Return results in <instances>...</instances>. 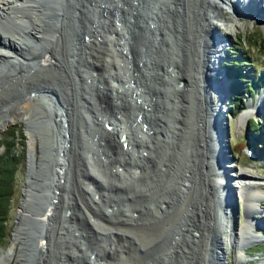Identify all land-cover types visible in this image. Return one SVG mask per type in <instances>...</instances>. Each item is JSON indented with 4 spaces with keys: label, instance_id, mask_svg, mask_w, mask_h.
Masks as SVG:
<instances>
[{
    "label": "rangeland",
    "instance_id": "374dc122",
    "mask_svg": "<svg viewBox=\"0 0 264 264\" xmlns=\"http://www.w3.org/2000/svg\"><path fill=\"white\" fill-rule=\"evenodd\" d=\"M71 1V3H68L69 1L65 3V0L62 2V6H64L63 8L65 11H69L71 14L68 18L69 22L67 20L64 22L65 19L63 17H59V19H63V22H61L62 25H60L63 29L61 31L62 34L60 36L59 45L61 56L58 55V42L56 46V43L53 40L49 41L48 38V33L52 27V23L50 21L45 22V36H47L44 37L45 39L42 41V44H40L41 51L47 54V56H43L44 59L51 60L60 58V60L65 61L64 65L58 68H55L56 65H53L54 68H50V70L45 75L41 76V79L37 81L35 78H33L34 76L27 75L26 77L17 79L14 82L11 81L10 83L9 81L6 84L5 77H8L9 73L0 71V86L2 88H6L0 92V108L3 105L2 103L5 104L6 108H9L10 106L11 108L15 107L18 100H21L20 98L22 97L21 93H23V87H25L30 92L35 88H49L59 92L60 95L63 98L65 97L66 100L68 99L67 102L71 112H68L66 120L68 121L66 124H69L66 136L69 138L68 142L72 139L74 153H72V157L69 158L71 154V148L68 147L67 153L63 156V160L61 162L62 165L69 169V183L72 184L71 177L74 175V177H77L79 172L77 170V166L78 169H80V165L88 170L95 167L93 170L103 175L101 176L102 178H95L91 184L86 182V180L84 181L85 184L88 185V187L87 185H82L86 190V206H78V208H76V212L78 211L77 213H79L82 219H84L86 222H83L84 225L83 223L80 224V227L79 223H77L79 221L73 220L71 226L73 228L79 227L80 229L78 228V230L87 229L88 231L86 232L88 234L90 232L91 235H93L95 230L104 229V231H102L105 233L103 234L106 237V240L102 242L101 236L99 235L101 243L96 241L97 244H94L92 247L87 245L86 249L89 250V248H98L100 251L95 250V252L91 254L89 252L84 258H82L81 254L76 251L78 250V244L75 243L77 242L76 240L72 241V246L76 245L75 247L72 248L69 246L70 248L62 251L61 245L63 244V241L61 242L59 240V236H56L58 235L57 230L59 229V225H57L58 216L56 215L55 218L53 215L54 220L52 224L53 226L56 225L54 238L51 236L52 231H49L47 234L49 238L47 235L43 237V235L40 234L41 239L45 240L48 238L47 243L49 245L47 244L46 248L42 250L44 253L42 251L39 252L38 250H35L34 246L38 242H34L33 240L36 238L37 233L34 235L35 237L32 236L30 227L29 232L31 241L23 252L25 261H18L17 264H30L29 259L32 260L33 257L32 264H34V260H37V256L39 254L44 257L42 260L41 257H39L41 264H62V260L63 264H152L155 259H151L149 263L148 257L156 258L157 256V258H159L164 255L167 258V264H208V261H206V255L209 254L208 248L211 247V242L217 233L216 231L219 230L221 223L218 220L217 211L219 198L217 199L213 195L214 193L211 189L213 185L215 186V182L213 184L211 179L213 176L211 173V161L205 134V119L207 111L206 102L205 99L200 95L198 96L196 92V80L198 79V73L196 70L199 69L200 66V54H198V50H196V48L198 46V48H200V43L199 38L195 36L197 35L196 30L198 26L197 24L199 23V18L203 13L205 14L210 9L209 7L211 0H176L173 1L174 4L172 3L174 6L167 3L166 12L168 14L164 13V10L159 8L158 4L155 8V11L150 10L149 13L153 12L157 16L155 23L154 19H152L154 16L152 17V14L150 15L147 13V16L151 17L149 18L151 23L154 25L153 46L154 51L157 52H152L149 55L150 58L147 60L145 59L147 63L144 65L139 58H131L129 56L127 58L123 56L118 57V52H120V50H129V55L132 53V51L134 54H136V46L138 45V48H140L138 41L137 43L134 42V44L131 45L132 39L129 38L128 35V16L131 6L132 8H138V12L142 13L143 3L145 0H141L137 4L131 0H120L121 2L123 1L122 3H120L119 0H108L109 3H107V1L102 0V2L99 0L97 1L98 3L96 2L93 5L95 7L94 19H92L91 13L89 12H86L87 14L85 18V13L83 15L81 10V0ZM167 1L168 0H158L156 2L166 3ZM106 3L109 6H107ZM112 5L114 6V9L117 8L116 11H118V7L121 10L119 11V17L124 23H122V29H124L125 32L116 29L119 26L118 24H116V26L112 24V22L117 19L115 15L117 12H114ZM241 10L243 11V14L253 16V18H250L249 16L240 17L234 13L233 9L228 8L229 12H225L223 15H225L226 18H229L232 21L231 23H233L231 26H229V29H224L223 26H219L215 23L212 24L213 27L219 32L220 40L223 42V44L221 43L219 46L220 64L222 65L224 61L234 58V55L228 54L226 51L228 47L232 46L242 52V59L243 61L245 60V65H241L240 67L245 69L249 68L248 70L252 69L253 67V70L249 71L251 74H249L248 77H254L255 73L257 74L258 72L262 74H257L256 79L259 77L261 78V76H264V0H243L241 5H238V12ZM93 11L94 9H92V12ZM173 11L174 14H172ZM63 13L64 12L61 14L63 15ZM163 14L164 16L167 14V17L170 20L168 21L171 23H168L167 21L166 25L162 24V26H164L159 27V19H162L164 23L168 19H164ZM131 15L135 17L136 12ZM88 18H91V21ZM87 21L92 24L96 22L94 24L95 27L84 26ZM0 22V35L2 37H4L6 33L13 34L15 31L19 30V28H16V24L14 22H5L1 16ZM82 27L85 29L87 34H90V37H92V40H94L93 43L96 42V45L99 46L100 52H98L99 55L97 57L95 55V57L92 56V58L84 57V60L86 61L85 63L88 65L87 67L90 68V72L88 71L89 74H86L85 76L87 78V81L85 80L86 85L80 82L82 81L80 80V74L82 72L83 75V73H87V71L75 67L72 61H70L72 58L69 53L71 51L69 50V45L72 42L71 37L74 38V32H76V30L79 29V32L80 30H83L81 29ZM54 28L56 30V27ZM169 28L170 32L167 34ZM135 32V39L136 36L144 37L143 27L140 24H138V27L135 28ZM78 35V38H82L81 32ZM81 38L79 40H82ZM84 38L87 37L84 36ZM174 38L176 39V46L174 45ZM165 40L169 47V50L167 51H164L165 49L160 48L162 45L163 48H165ZM185 44L187 46H191L190 51L189 47L186 49ZM122 47L124 48L122 49ZM55 48L57 50H55ZM174 49L177 51L180 50L177 58L175 57L176 52ZM194 49L197 51V53ZM170 50H172V52H170ZM180 54L181 57H179ZM185 55H188L191 58V62L190 58ZM26 56L27 55L22 56L23 59H20V61L10 63L9 66H7L9 67L7 69H14L15 74L17 73V75L20 76L22 74H20L19 71L31 72L35 70L34 72L37 71L40 72V74L45 71L42 69L44 66H41L42 64L37 67H33L37 61L34 58L27 56L30 59L29 60L26 58ZM78 57L80 58L82 56L78 54ZM24 59H28L29 61ZM76 61L74 64H79V62ZM167 61L169 63H167ZM250 63H253L254 66L251 67L247 65ZM187 69L190 71V73H187ZM177 70H181L183 72V74L180 75L182 77L184 76V79L182 80L183 83H181V85L178 82V77L180 76L177 75ZM67 71H70L71 73L70 82L67 81L69 80L66 74L68 73ZM92 76L94 79L96 78L97 82H99L98 84L96 80H93ZM28 78L31 79L29 80ZM120 78L122 79L120 80ZM249 78H247V80ZM73 79H76L79 84L75 80L73 82ZM111 79H113V83L110 81ZM32 80H35V82ZM117 80L121 81L119 85L120 87H118L116 84L118 83ZM20 84H23L24 86L21 87V91L18 92L15 89L16 87L18 88ZM84 86L86 87L84 88ZM94 87L95 90H93ZM86 89L89 90V92L94 91V98H96L97 102H100V104L106 108L108 113L106 118L107 121H109V123L113 121L115 122L116 116L120 120L121 126H118V124L116 125V123L110 125L108 122L103 121L102 129H97L96 125L99 123L98 118L96 117L94 120L98 122H96V125L93 121H91V117L94 115L96 116L95 111L91 106L85 107L84 105V103L86 104L87 101H90L89 97H87L88 95L86 93ZM172 94H176V96L179 97V100L175 103V98L172 96ZM248 97L249 98L246 97L245 99L246 104L244 105V110L249 109V113L243 121L239 120V115H237V117H232L227 113L226 109V118L224 119L225 121H223L225 122L224 125L227 129L225 140L228 142L230 148V154L227 153L230 163H227V165H230V168L235 169V171L241 168L242 170L251 172L256 178L260 179V183H262L257 187L261 192L259 198L260 202L258 205L259 207L256 208L257 212H254L253 214H251V212L248 213L250 218L256 223L255 224L251 222V220V226H258V228H252V234L262 237L264 234H261L258 229L264 220V158L256 157L253 150L255 147L257 149H262L264 147V82L255 94L251 92ZM172 104H175V106L173 107ZM43 105L45 106L44 103ZM36 107L37 106H34L32 108L31 115L33 116L32 119L30 118V122L28 124L17 121L8 124L0 131L1 137V134L5 132H11L12 130L15 131L16 129L20 135H22L21 141L23 142V150L21 151L22 159L14 175L13 193L10 199L8 219L5 225L7 236L4 238V241L0 243V255L3 254L1 258L4 257L3 260L0 258V264H14V256L12 257L11 255L8 257V255H10L11 252L17 251L19 248L18 246L21 243L19 240H14L13 231L20 213L19 207L21 203V195L23 199L25 190L23 187L25 188L24 184L27 182L26 174L28 165L30 163L29 155L31 149H33L29 142L30 134H32L34 137L35 146V152H32V154L36 158V164H38L35 170L40 172L39 175H36V173L34 174L33 182L37 186H35L34 190H31L33 193H39L44 189L41 177L45 176L47 173L50 175L51 172L50 166L52 165V162L50 159H52L51 155L54 153L52 151L53 148L51 147V134L49 132L47 123H45V120H43L42 117H39V120H36L38 115H43L42 111L40 112L41 108ZM4 108H2L1 111ZM46 108L49 109L47 106ZM4 110L2 112H4ZM48 116L51 118L52 114ZM82 124L91 125L93 126V129L97 131L96 135L98 136L92 138L93 143L88 144V140H86L85 133L82 130L83 127L81 128ZM253 124L256 126L255 130H248L247 128L251 127ZM107 125H109V129L106 128ZM114 126H116V128L118 127L119 129L122 127L121 131L118 128L117 129L122 133L121 137L123 139H119L116 133H111V131H113L111 127ZM125 126L127 127V130L123 133V131L126 129ZM258 136L261 137V144L255 145L254 140ZM108 140L110 143L111 141L113 143L115 142L114 144L116 145L120 144L122 146L123 143L125 144L123 149L124 151L120 147V150H115L120 152V160L123 163L126 162L125 167H120L119 169H116V167L111 168V170H109L110 172L105 170V167H108L105 166V162H107V153L110 152L109 150L113 151L114 148L110 147L111 144L106 147V141ZM92 146L94 149H92ZM15 150L20 152L18 147H16ZM55 150L56 149H54V151ZM86 151L90 152L92 156L90 157ZM95 151L98 152V154L96 153L97 155L103 156L97 157L92 154ZM1 152L2 147L0 146V153ZM257 153L258 152H256V155ZM88 158L92 160L88 161V164H90L91 168H89L84 162V159ZM63 172L64 173H61L59 176L60 179L62 178V181L59 183L62 185L60 192H64L65 194L61 193V196L58 197L59 203H57V206H59L60 209L56 207V211H58L57 214L59 213L60 221L69 219L68 215L70 213L64 216L65 210L63 211V209L64 205H66L65 207L67 210L68 205L71 204L66 203L65 201L67 198H71L69 197L71 193L68 192V189H71V184L64 185V180L66 179L65 177L67 176L68 171L64 170ZM215 179L216 178L214 175L213 181ZM109 181L113 183L118 181L115 183L118 189L121 186L128 185L136 188V190L131 189V191L133 190L134 192L132 191V195L130 193L131 196L128 197L130 201H127L126 203V201L123 200L126 199V195L119 194L115 187V194L111 193V195L114 197L108 196V199L106 200L105 197H98V188H102L100 190V193H102L103 185L105 182ZM87 189H90L91 193L90 191L88 192ZM104 189V191H112L109 188ZM123 192H125L124 188ZM105 194L106 193H104V195ZM164 195H167L168 197H166V199L161 198ZM237 195L239 196V194ZM135 199H137V201ZM92 200L95 202V204H97V206H93L94 210L91 206L93 205ZM132 200L138 202V204L135 206L141 207L143 211L135 213L136 211H133L132 207H130V212H128L130 219H128L126 217L127 215L123 214L122 212H124L126 209L124 205L131 206V203L133 202ZM80 201L82 202L81 199ZM254 203L257 204V201H254ZM164 205L166 206L165 208ZM53 208L55 210V207ZM108 208H111L109 209L111 212V218L106 219L107 222L105 221V226H100V224H98L99 214L108 210ZM54 210L52 213H55ZM162 210L165 214V217L162 216V219L166 221H163L159 227H156L151 222L155 221V219H158L157 211L160 213ZM144 211L147 212L145 213L146 218L144 219L147 220L148 218V223H145L143 217L141 216L144 214ZM238 211L237 230L242 226L245 220L244 215L247 213V210L244 208L242 197H240ZM61 212L63 216L61 215ZM74 213L75 212L69 216H76ZM167 220L169 221L168 224ZM75 223L77 224L76 226L74 225ZM169 224L173 225V227H170ZM129 225L132 226L128 228ZM67 226L69 227V225ZM151 228L152 230H150ZM232 229L231 232L234 233ZM71 230L73 229H69L68 231L71 232ZM154 230L159 232L163 231L164 233H160L159 237L155 238L152 237L154 236ZM242 234L247 236L249 232L243 231ZM232 235H230L229 239H233ZM148 236L152 238L149 239L147 238ZM81 240L82 243H93L91 242V239L88 241L84 238V241L81 238ZM236 241L237 240L235 238V243ZM263 242L264 240H261L256 245H250L248 248H244V255H242L241 261L236 260L235 254L237 247H233V242H231L229 245L231 246V249H229L228 246V249L226 250L228 264L264 263ZM257 249H260V251H256ZM38 262L36 261L37 264ZM158 262H160V260H158Z\"/></svg>",
    "mask_w": 264,
    "mask_h": 264
},
{
    "label": "bare ground",
    "instance_id": "6f19581e",
    "mask_svg": "<svg viewBox=\"0 0 264 264\" xmlns=\"http://www.w3.org/2000/svg\"><path fill=\"white\" fill-rule=\"evenodd\" d=\"M67 1H69L68 3H71L72 2L71 0H65V3H67ZM97 1H99V0H81V4H80L81 5V10L83 12V15L85 13V15H84L85 18H86V14L89 12V13H91L92 19H94V16H95V7L93 5ZM103 1H107V3H109L108 0H103ZM156 1H158V0H156ZM173 1H176V0H168L166 3L164 2V4H167L168 3V4H171L172 6H174L173 5L174 4ZM62 2H63V0H0V16H1V18L5 22H9V23L10 22H14L16 24V28H19V30L18 31H15L13 34L12 33L11 34L6 33L4 37H2L0 35V71L1 72H8L9 73V76L8 77H5L6 78L5 84L7 82H9V81H10V83H11V81L14 82L15 80L21 79L22 77H26L27 75L28 76H34L33 78H35V80L37 81V80H40L41 79V76L45 75L50 70V68H54L53 65H56L55 68L62 67L64 65L65 61L60 60V58L51 59V60L44 59L43 56H47V54L45 52H42L41 51V45H40V44H42V41L45 39L44 37L47 36V35L45 36V27H46L45 26V22L50 21L52 23V27L50 28V31L48 30L49 31V33H48L49 34V37L48 38H49V41L53 40L56 43V46H57V42H58V46H57L58 55L61 56L59 45H60V36L62 34L61 31L63 29L61 28L60 25H62L61 22H63V19L62 18L59 19V17H63L65 19L64 22L66 20L69 22L68 18L71 15L69 11H65V9L63 8L64 6H62ZM119 2H121V1L119 0ZM233 2H236V0L235 1L234 0H211L210 1V7H209L210 9L205 14L203 13L204 15L202 14L201 17L199 18V23L197 24L198 26H197V30H196L197 31L196 32L197 35L195 36V37L199 38V43H200V48H198L199 46L198 47L196 46L197 47L196 50H198V54H200V58L199 59H202V57H201L202 56L201 55L202 54L201 53V50H202V47H203L202 44H203V41L207 37V30L210 29V27H213L212 24L215 23V24H218L219 26H223L224 29H229V26H231V24H233V23H231L232 21L229 18H226L225 15H223V13H225V12L228 13L229 12L228 11V8L233 9V4H234ZM241 2H243V0H237V5L240 6L241 5ZM252 2H254V1H252ZM107 6H109V5L107 4ZM92 9H94L93 12H92ZM108 9H109V7H108ZM113 10L115 12L117 10V8L114 9V6H113ZM62 12H64L63 15L61 14ZM191 12H193V11H191ZM234 13L237 14L238 16H240V17L241 16H247V17L249 16V15L243 14V11L242 10L239 11V12L238 11L237 12L234 11ZM96 14H98V13H96ZM172 14H174V11L172 12ZM115 15H116L117 19H119V17L117 16V13ZM172 16H175V15H172ZM156 17L157 16L154 15V22L155 23H156V20H157ZM249 17L250 18H253V16H249ZM88 19L90 20L91 18H88ZM116 20H114L112 22V24L115 25V26H116ZM159 21L160 22L157 21L158 22V25L160 23V26L159 27H163L164 25H166L168 19L166 20L165 23L163 22L162 19H159ZM168 23H171V22L168 21ZM91 24L92 23H90V22L87 21L84 26L95 27L94 24H92V25ZM98 24H99V20H98ZM150 24H151L152 27H154L153 23H150ZM162 24H164V25L162 26ZM54 27H56V30H55ZM155 27H156V25H155ZM81 29L84 30V31L83 30H80V32L82 33V38L81 37L80 38L82 40H79L80 38H78V36H79L78 34L80 33L79 32V29L76 30V32L73 31L74 32V38L71 37L72 42L69 45L70 46V49L69 50H71V51L69 53H70V56L72 58V60L70 59V61H72L73 65H75V67H77L78 69H84V70L87 71V73L84 72L83 75H82V72L80 74V76H81L80 77V80H82L80 82L83 83L84 85H86L85 80L87 81V78L85 76H86V74H89L90 68L87 67L88 65H86V63H85L86 61L84 60L85 59L84 57H87V58L88 57H91L92 58V56H94V55L97 57L99 55L98 54V52H99V46L96 45V42L93 43L94 40H92V37H90V34H87L86 33V31H85V29L83 27ZM116 29L117 30L119 29V31H124L125 32V30L122 29L120 26H118ZM171 29H173V28H171ZM153 30H154V28H153ZM164 30H165V28H164ZM119 31H117V32H119ZM169 32H170V28H169V31H167V34H169ZM84 36L87 37V38H84ZM219 41L221 42L220 36H219ZM221 43L223 44V42H221ZM185 47H186V49H188V47H189V51H190V49H191L190 47L191 46H189V45L187 46L186 45ZM123 48L124 47H122V49ZM57 49L55 48V50H57ZM192 50H193V47H192ZM128 51L129 50H120V52H118V54H119L118 57H121V56L126 57V58L128 56L130 57ZM219 51H220V47L217 44V45L214 46V50L212 49L210 51L211 52L210 53L211 54L210 56H212V58H214V59L216 57L219 58V55H220L218 53ZM170 52H172V50H170ZM175 52H176L175 57L177 58V56L179 55L180 50H178V51L175 50ZM196 53H197V51H196ZM78 54L80 56H82V57L79 58L78 57ZM25 55H27L30 58H34L37 61L34 64L33 67H35V66L37 67V66H39V65L42 64L41 66L44 65L42 67V69H43V71L44 70L45 71L42 72L41 74H40V72H37V71L34 72L35 70L34 71H31V72H29V71L28 72L27 71L26 72L25 71H19L20 74H22L20 76V75H17V73L15 74L14 69H12V70L7 69V68H9L7 66H9L10 63H15L16 61H20V59H23L22 56H25ZM110 55H111V53H110ZM188 55H185V56H188ZM194 55H196V54H194ZM203 55H204V57H206L207 56V53H204ZM27 56H26V58H28ZM142 56H144V55L142 54ZM196 56H198V55H196ZM164 57H165V55H164ZM179 57H181V54H180ZM149 58L150 57H147V56L145 57L146 60L149 59ZM28 59H24V60L29 61L30 59L29 60ZM76 60L79 62V64H74ZM200 61L201 60H199V63H200L199 69L196 70L197 73H198V79L196 80V84H197L196 85V92H197L198 96L199 95L201 96L203 94H204L203 96H207V94L205 95V93H204L205 91L201 93L202 90L200 89L201 83L204 82V81L205 82L208 81V79L203 78L202 64H201ZM80 62H81V64H80ZM170 62H171V60H170ZM190 62H191V58H190ZM167 63H169V62L167 61ZM67 64H69V63H67ZM73 65H72V67H73ZM94 65H95V63H94ZM28 67H30V66H28ZM187 73H190V71L188 69H187ZM66 74H67V77L69 78V80H67V81L70 82V80H71V75H70L71 73H70V71L68 73H66ZM90 74H92V73H90ZM182 74H183V72L181 70H177V75L178 76H180ZM113 79H115V78H113ZM113 79L110 80L112 83L114 82ZM121 79L122 78H120V80ZM183 79H184V76L183 77L182 76L178 77V82L181 81V80H183ZM35 80L34 81L32 80V81L35 82ZM74 80L78 83V81L76 79H73V82H74ZM93 80H96V78L94 79V77H93ZM19 81H21V80H19ZM90 82H92V81H90ZM96 82H97V80H96ZM17 83H19V82H17ZM98 83L99 82H97V84ZM100 83H102V82H100ZM115 83H116V81H115ZM120 83H121V81H118V83H116L118 87H120L119 86ZM12 85H9V86H12ZM100 85H102V84H100ZM23 86H24L23 84H20V86L18 88L16 87L15 90L18 91V92H20L21 91V87H23ZM78 86H80V85H78ZM91 86H93V85H91ZM85 87L86 86H84V88ZM125 87H126V85H125ZM4 89H6V88H2L0 86V92H2ZM22 90H23L22 91L23 93H21V95H22V97L20 98L21 100H18L17 105L15 107L11 108V106H10L9 108H6L5 107V104L2 103L3 105L0 108V131L5 126H7L8 124L14 123V122H17V121L24 122V123L28 124L30 122L29 121L30 118L32 119V116H33V115H31L32 108L34 106H37V107L41 108L40 109V112L42 111V114L43 115H38L36 117V120L39 117H42L43 120H45V123H47V125L49 127V132L51 134V144H52L51 147L53 148V150L52 149L51 150L54 152L51 155L52 156V159H50L51 162H52V165L50 166L51 167L50 168L51 169L50 170L51 171L50 172L51 177H50L49 173H47L45 176L41 177V181H42V183L44 185V188L46 189V193H45L46 197L48 195V200L46 202L47 207L46 208H43L41 214L39 215V216H41V219H39L40 224L37 227V235H36V238L33 240L34 242L35 241L38 242V243H36L37 245L35 244V246H34L35 247V250H38L40 252V251L44 250V248H46V246L48 244L47 243V239L49 238L47 234L49 233V231H52V235L51 236H52V238H54V233H55L54 231H56L55 230L56 229L55 228L56 225L53 226L52 222L54 220V217L56 218V215H57L58 216V220H57L58 223H57V225H59V229L57 230L58 235H56V236H59V240L61 242L63 241V244L61 245L62 246V251H65L67 248H70L69 246H71L72 248L75 247L76 245L75 246H72V243H73L72 241L73 240H76L77 242H75V243L78 244L77 245L78 246V248H77L78 250H76V251L79 254H81V257L82 258H84L85 256H87V254L89 252L91 254V253L95 252V250L96 251H100V249H98V248L97 249L89 248V250H87L86 249V246L89 245L90 247H92L94 244H97L96 241H98V243H99L100 242V236H101L102 242L105 241L106 240V237L104 236V234H105L103 232L104 229L95 230L93 232V235H91L90 232H89V234L86 232V231H88L87 229L78 230L79 227L78 228L77 227L73 228L71 226V223H72L73 220H75V221L78 220L79 222H77V223H79V225L82 224L83 222L84 223L86 222L84 219H82V217L79 215V213H77L78 211L76 212V208H78V206H80V205L86 206L85 205V201H86L85 192H86V190L84 189V187L82 185L86 186L87 184H85L84 181L86 180V182H88L89 184H91L92 181H94L95 178H98V177L102 178L101 176H103V175L95 172L93 170L95 167L93 169L91 168L90 164H88V161H90L91 159L88 158V159H84V162L91 169L88 170L85 167H82L81 165H80L81 167L79 166L80 169H78V166H77V170L79 171L78 172V175H77V177H74L75 175L73 174L74 176L71 177L72 178L71 179L72 184L69 183V181H70L69 169L66 168L64 165H62V162H61L63 160L62 159L63 156L67 153L68 147L71 148V154H70L69 158L72 157V155H73L72 153H74V149H73L74 146H73V143H72V139H71V141L68 142V139L69 138L66 136V133L68 131L67 128H69V124H66V122H68V121H66V120H67L68 112L70 111L69 104L67 102L68 99L66 100L65 97L63 98L60 95L59 92H57L55 90H51L49 88H46V89H44V88H42V89L35 88V89H33L30 92L25 87H23ZM93 90H95V87H94ZM112 90H114V89H112ZM86 93H87V95H88L87 97H89V100L90 101H87L88 104L87 103L86 104L84 103V105H85V107H90L91 106L92 109L95 111L96 116L93 114L94 116L91 117V121H93L94 124L96 125V122L97 121H94V120L97 117L98 120H99L98 121L99 123L97 122L98 125H96V127H97L98 130H101L102 129V123H103V121H106V122L109 123V121H107V119H106L107 118V114H108L107 111H106V108H104V106L101 105L100 102H97L96 98H94L95 97V96H93L94 95V91H92V92L90 91L89 92V90H87ZM54 94H56V96H57V98L59 100L58 103L55 100V95ZM172 96L175 98L174 99L175 100L174 103L179 100V97L176 96V94H172ZM212 97H213V95H212ZM220 99H221L220 94L219 95H216L215 104H214V107L215 108L220 105V102H221ZM4 102H5V100H4ZM43 103L45 104V106L43 105ZM46 106L49 109H47ZM172 106L174 107L175 104H172ZM2 108L5 109V110L3 109L4 112H2L3 110L1 111ZM248 113H249V109L242 111L239 114V116H238L239 120L240 121H243L247 117ZM50 114H52V117L51 118H49V116H48ZM113 114H115V113H113ZM35 115H36V113H35ZM111 118H112V116H111ZM115 118H116L115 119V122L113 121V122H111L109 124L111 125V124L116 123V125L118 124V126L119 125L121 126L120 120L116 116H115ZM167 121H169V120H167ZM81 128H82L83 132L85 133V138H86V140H88L87 141L88 144L89 143H93L92 138L98 136V135H96V132L97 131H95L93 129V126L88 125V124H82ZM111 128L113 129V131H111V133L112 132L116 133V135H118L117 137L119 139H121L122 138L121 137L122 133L120 131H121L122 127H121V129H119L117 127L120 131L116 128V126L111 127ZM125 128L126 129L123 131V133L126 132V130H127V127L126 126H125ZM83 139H84V137H83ZM213 141H214V144L213 145L215 147L218 146V148L221 149V150H219V152L217 151V157H218L217 158V163H220V164L223 163V164L222 165H218V167L216 166V168H218V169H216L217 170L216 171L217 172V176H215L216 179L214 181H213V177H212L213 174L211 176L212 177L211 178L212 179V183L214 184V182H215V186L213 185V187L211 188L212 189V192L214 193L213 195L217 199L219 198V201H218V210L217 211H218V220L221 223L220 226H219V230L216 231L217 234H218V237H219V244H220L219 246L220 247H216L214 249V251H212L213 252L212 254L216 257L217 264H228V261H227L228 258H227V251L226 250L228 249V246L230 245L231 242L234 241V243H233L234 246L233 245L232 246L235 247V248L237 247V251H236V254H235L236 260L237 261H241L242 260V255H244L243 254L244 253L243 252V249L244 248H248L250 245H256L261 240H264V236L260 237V236H257L256 234L255 235L252 234V228H258V226H256V225H255V227L254 226H251L252 224L250 223V221L252 220L251 222H253V223H255V222L248 215L249 212H251V214H253L254 212H257L256 211V208L259 207L258 205H259V202H260L259 198H260V193H261L260 190L257 187L259 185H261L262 183H260V179L256 178L251 172L246 171V170H242L241 168L239 170L235 171V169H231L230 168V165H227V163H230L229 157L227 155V153L230 154V148H229V145H227V144L225 145V136H223L221 134L218 135V133H217V138L216 139L213 138ZM215 141H216V143H215ZM29 142H30V145H31V147L33 149H31L30 155H29L30 156V159H29V162L30 163H29L28 168H27L26 180H29V178H30L29 174L31 173V170H33L34 173L36 172L35 168L38 165V164H36V158H35V156L32 154V152H35V149H34L35 148V146H34V137H33L32 134H30V140H29ZM64 143H65V145H64ZM106 143H107V146L106 147H108V145L111 144L110 147H112L114 149H113V151L109 150L110 152L107 153L108 154V157L106 156L107 162H105L106 163L105 166H108V167H105V170L106 171H109V170H111V168H115L116 167V169H119L120 167H125V163L126 162L123 163L120 160V155H119L120 152L119 151H115L117 149L120 150V148L123 150L124 147L122 148V146L120 144H117V145H120V146H117L116 144H114L115 142L113 143L112 141L110 143L109 140L106 141ZM64 147H65V149H64ZM54 149H56V150L54 151ZM92 149H94L93 146H92ZM87 153L89 154L90 157L92 156L90 154V152H87ZM96 153L98 154V152H96V151L93 152L92 154H94L97 157H100L101 156V155L100 156L97 155ZM128 154H126V155H128ZM66 158H68V157H66ZM65 162H66V159H65ZM39 164H40V162H39ZM68 166H70V165H68ZM64 170L68 171L67 172V176L66 175H65L66 177L64 176L66 179L65 180L63 179L64 180V183H65L64 185L71 184V187L70 188L72 189V191H71V189H68V192H70L72 194V195L70 194V196H69L71 198H69V199L67 198L65 200L66 203H71V204L68 205L67 210L70 211V214H72L73 212H75L74 214L76 216L73 217L71 215V217H70L69 216L70 214L69 215L67 214L69 219H64V220H61L60 221L59 213L57 214L58 211H56V207H58L60 209V207L57 206V203H59L58 202L59 201V198L58 197L61 196V193L62 194L64 193V192H60V188L62 187V185H60V183H59L60 181H62L61 180L62 178L60 179L59 176H60L61 173H64L63 172ZM218 170L221 171L220 174L218 173ZM120 172H122V171H120ZM228 172H230V173H228ZM231 172H233V173H231ZM109 174H111V173H109ZM58 179H59V181H58ZM227 181H229L230 184L232 185V188L235 190L236 195L239 194V199H240V197H242L243 204H244V208H245V210H247V213H245V215H244L245 220H244L242 226L240 228H238V230H237V225H236V227L233 228L235 230L234 231V235H232V232H231V228L232 227H231V221H230V214H231V211H230V209H231V204H230V190L231 189L227 186V184H226ZM117 182H115V183H117ZM115 183L110 182V181L109 182H105V184L103 185V191H102V193H100V190L102 188H98L99 194L97 196L98 197L101 196L102 198L105 197V200H106V199H108V196L109 197H114V196L111 195V193H114L115 194L116 189H117L119 194H125L126 195V197H125L126 199H123V200L126 201V203H127V201H130L128 197H130L132 195L131 192L133 190L131 191V189L136 190V188H134L133 186H130V185L127 184L128 186H121L122 188L119 187V189H118ZM217 186H218L219 189L217 188ZM87 187H88V185H87ZM104 188H109L112 191H104L105 190ZM123 188H124V190H125L126 193L123 192ZM126 188H130V189H126ZM23 189H25V190H24V194L22 192L23 199H22V195H21V203H20V207H19L20 213L18 215L17 223H16L15 229L13 231L14 232V240L15 241L19 240L21 243L19 244V246H18L19 248L17 249V251L11 252V254L8 255V257H10L11 255H12V257L14 256V258H15L14 259L15 260V263L14 264H17L18 261H25V259L23 257V252L26 249V246L29 245L30 244L29 242L31 241V236H30V233H29V229L24 226L25 225V221L27 219V216L30 213V210H29L30 209V206L28 204V198H27L28 197V194H27V184H25V188L23 187ZM87 190H88V192L90 191V193H91V190L90 189H87ZM104 193H106L105 194L106 196L104 195ZM130 193H131V195H130ZM45 195H44V193H42L41 196H45ZM67 195H68V193H67ZM82 195H84V196H82ZM66 197H68V196H66ZM166 197H168V196L167 195H164L161 198L166 199ZM80 199L82 200V202L80 201ZM135 200L137 201V199H135ZM254 201L255 202L257 201V204H255ZM166 202H164V203H166ZM92 203H93V205H91L90 203H88V204H90L92 206V208H93L94 205L97 206V204H95L94 201ZM161 203H163V202H161ZM137 204H138V202L133 201L131 203V206L124 205L126 209L122 213L123 214H126L127 215L126 217L128 219H130V215H128V212H130V210H129L130 207H132L133 211H136L135 213H139L140 211H143V209L141 207L135 206ZM121 205H123V204H121ZM65 206L66 205H64L63 211L64 210L66 211V207ZM53 207H55V210H54ZM165 207L166 206L164 205V208ZM109 209H111V208H108V210L103 211L101 214H99V212H98V214H99V220H98V222L99 223L98 222L97 223L100 224V226H103L107 222L106 219L111 218V212L109 211ZM53 210L55 211V213L54 212L52 213ZM93 210H94V208H93ZM65 211H64V213H65ZM147 211H148V209H147ZM145 213H147V212L144 211V214H142L141 216L143 217L144 222L145 223H148V220L149 219L148 218H147V220L144 219V218H146ZM53 215H54V217H53ZM61 215H62V212H61ZM164 215L165 214H164V211L163 210L160 211V213H159V211H157V217H158V219L157 220L155 219V221H153L151 223L154 224L156 227H159L160 224L163 221H166V220H163L162 219V216H164ZM131 221H132V219H131ZM84 223H83V225H84ZM168 223H169V221L167 222V224ZM67 225H69V227ZM74 225L76 226L77 224L75 223ZM132 225H134V224H132ZM132 225H129L128 228H130V226H132ZM169 226L170 227H173V225H171V224H169ZM80 227H81V225H80ZM69 229H73V230H71V232H69L68 231ZM157 229H155V230H157ZM150 230H152V228ZM155 230L153 232L154 236H152V237L158 238L160 233H164L163 231L162 232H159V231H155ZM243 231H247V232H249V234H247V236H244L242 234ZM71 233H72V235H71ZM40 234L43 235V237H45L47 235L48 238H46L45 240L44 239H41L40 238ZM73 235H75V236H73ZM230 235H232L233 239L232 238L229 239ZM81 238L83 240L85 238V240L87 239L88 241L91 239L92 240L91 242H93V243H89V242H87L89 244L82 243L81 242L82 241ZM147 238L151 239L149 236ZM235 238L237 240L236 243H235ZM149 242H151V241H149ZM152 243H153V241H152ZM42 252L44 253V251H42ZM2 255L3 254L0 255V258L2 257ZM37 257H38L37 260H34V264H37L36 261L37 262L39 261V257H41V260L44 259V257L41 256V254H39ZM33 258H32V260H33ZM62 258H63V256H62ZM1 259L3 260L4 257L1 258ZM151 259H155V261L152 262V264H159V263L160 264H167V258L165 257V255L162 256V257H159V258H157V256H156V258L148 257V262L149 263H150V260ZM32 260L29 259V263L30 264H32ZM158 260H160V262H158ZM206 261H207V259H206ZM38 264H41L40 261L38 262ZM62 264H63V260H62Z\"/></svg>",
    "mask_w": 264,
    "mask_h": 264
},
{
    "label": "water",
    "instance_id": "95a60500",
    "mask_svg": "<svg viewBox=\"0 0 264 264\" xmlns=\"http://www.w3.org/2000/svg\"><path fill=\"white\" fill-rule=\"evenodd\" d=\"M134 1L135 4H137L138 2H140L141 0H131ZM161 1V0H159ZM235 1V0H234ZM121 3V2H120ZM133 3V4H134ZM233 9L235 12L238 11V5L237 4V0L236 2H233ZM132 4V5H133ZM157 4L159 5V8L163 9L165 13L167 10V4H164L163 2H156V0H145L143 3V12L139 13L138 12V8H132V6L129 9V16H128V24H129V30H128V35L129 38H131L132 42L131 45L135 43H137V41L140 44V48L137 47V52L136 54L132 53L130 54L131 58H139L143 65L146 64V60L145 57H149V55L152 52H157L154 51V46H153V42H154V31H153V27L151 26V21L149 20V16H147L148 14H152L151 16L153 17L154 15L156 16L155 13H149V11H155V8L157 6ZM160 10V9H159ZM119 11H121L118 7V11H117V16L119 17ZM134 12H136L135 17H133ZM159 12V11H158ZM161 12V11H160ZM168 14V13H167ZM167 14H163L164 19L168 18ZM120 19V17H119ZM116 20V24H118L119 26L122 25V20L120 19ZM154 19V18H152ZM169 20V18H168ZM170 21V20H169ZM138 24H140L143 27V33H144V37H137L135 39V28L138 27ZM121 28H123V25L121 26ZM138 38V39H137ZM175 39V38H174ZM166 42V40H165ZM221 45V42L219 41V32L214 28V27H210V29L207 30V37L206 39L203 41V47L201 50V57L202 59H200L201 64H202V70H203V78L208 79L207 82H202L200 85V89L202 90V92L205 93V95L207 94V96H203L201 95L206 102V119H205V134H206V138H207V144H208V148H209V156H210V161H211V173L217 176V170L218 168H216V166L218 167V165H222L220 163H217V151L219 152V150H221L220 148L215 147L213 138H217V133L218 135L221 134L223 136L227 135V129L225 127V122L223 121L226 118V109H227V102H228V96H229V90H228V85L231 81L230 78H228L225 75V71H224V67L220 64V57L219 58H212V56H210L211 54V50H214V46L215 45ZM174 45L176 46V39H175V43ZM165 48H163V45L160 46L161 49H165L164 51L169 50L168 47V43L166 42ZM140 49V50H139ZM220 52V51H219ZM218 52V53H219ZM144 56H142V54ZM204 53H207V56L204 57ZM156 54V53H155ZM209 54V55H208ZM142 58H141V57ZM204 67V68H203ZM182 80L179 81V84L181 85ZM220 94V105L218 107H214L215 104V99H216V95ZM55 95V100L57 101V103L59 102L56 94ZM213 95V97H212ZM242 111V110H241ZM240 111V112H241ZM239 112V113H240ZM238 113V114H239ZM237 114V115H238ZM237 117V116H236ZM106 128L109 129V125L106 126ZM122 139V138H121ZM224 139V138H223ZM216 143V141H215ZM228 145V142L225 140V145ZM123 147L125 146V144L123 143L122 145ZM219 156V155H218ZM225 164V163H224ZM38 166V165H37ZM40 167V166H39ZM38 167V168H39ZM223 172V171H222ZM36 175H39L40 172L36 170ZM34 171L31 170V173L29 174L30 178L29 180H27V182L25 184H27V194H28V204L30 206V213L27 216V219L25 221V227L26 228H30V232L31 235L34 236L37 233V227L39 226L40 222L39 219H41V216H39L43 210V208H46V202L48 200V195L46 197L45 193H46V189L44 188L41 192L36 193V192H32L31 190L35 188V186H37L34 182H33V178H34ZM218 173L220 174L221 171L218 170ZM24 184V185H25ZM227 186L231 189L230 190V204H231V214H230V221H231V227L234 228L237 225V217H238V204L240 203V199L239 197L236 195L235 190L232 188V185L230 184L229 181L226 182ZM47 186V185H46ZM45 186V187H46ZM218 188V186H217ZM216 188V189H217ZM219 189V188H218ZM45 191V192H44ZM42 193H44L45 196H41ZM70 211L66 210L64 215L69 214ZM231 228V229H232ZM233 232L235 231L234 229H232ZM29 232V233H30ZM234 235V233H232ZM234 243V241H233ZM219 237L218 234L216 233L213 241L211 242V247H209L208 251L209 254L206 255L207 257V261L208 264H217V259L216 257L212 254L214 251V249L216 247H220L219 246Z\"/></svg>",
    "mask_w": 264,
    "mask_h": 264
},
{
    "label": "trees",
    "instance_id": "16d2710c",
    "mask_svg": "<svg viewBox=\"0 0 264 264\" xmlns=\"http://www.w3.org/2000/svg\"><path fill=\"white\" fill-rule=\"evenodd\" d=\"M226 51L228 54L234 55L233 59L224 61L222 66L224 67L225 75L231 79L228 85L229 99L227 102V113L235 117L241 110L243 111L245 109L244 102L246 97L249 98L248 96L251 92L255 94L258 91L264 82V76L256 79L257 74H262L257 72L254 77L249 78L248 75L251 74L249 71L253 70L252 66L254 64H247L252 67L250 70H248L249 68H241V65H245V60L243 61L242 59V52L232 46L228 47ZM247 78L249 79L247 80ZM255 128L256 126L253 124L247 129L255 130ZM21 140L22 135L16 129L15 131L5 132L0 137V146L2 147V152L0 153V243L7 236L5 225L8 219L9 204L13 193L14 175L22 159L21 151L23 150V142ZM254 142L255 145L261 144V137L258 136ZM16 147L19 148L20 152L15 150ZM253 151L256 157L264 158V147L262 149L255 147ZM256 152H258L257 155ZM256 251L259 252L260 249Z\"/></svg>",
    "mask_w": 264,
    "mask_h": 264
}]
</instances>
